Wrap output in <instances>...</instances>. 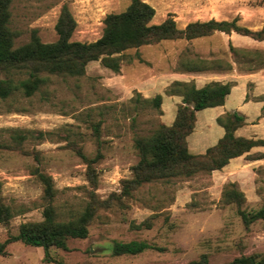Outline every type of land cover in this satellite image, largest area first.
<instances>
[{
  "label": "rangeland",
  "instance_id": "rangeland-1",
  "mask_svg": "<svg viewBox=\"0 0 264 264\" xmlns=\"http://www.w3.org/2000/svg\"><path fill=\"white\" fill-rule=\"evenodd\" d=\"M154 8L152 24H160L171 16L178 28L191 22L231 21L252 31L264 28V0H143ZM130 0H11L9 28L15 33L14 46L26 44L35 32L42 43L57 40L55 24L64 6L76 27L71 41L91 43L100 38L103 20L109 14L123 12ZM264 51L259 42L235 33H214L192 41H161L141 46L126 53L140 54L141 62L124 64L115 74L100 61L87 64L78 78H54L48 99L43 88L32 99L16 100L12 106L0 102V184L3 203L12 212L7 224L0 223V242L18 233L19 226L42 220V185L35 171L49 175L57 191V219L70 220L80 211L91 190L86 165L77 156L81 148L88 158L97 153L91 122L101 119L99 141L101 158L93 165L97 173L95 193L101 200L120 194L124 180L132 177L131 168L138 161L129 120L121 108L139 92L145 98L163 97L161 122L170 125L181 103L177 96L165 95L175 80L193 81L201 87L210 81H234L238 85L227 98L225 108H208L197 112L195 128L187 137L191 154H203L223 136L216 117L237 110L247 116V127L236 133L246 138L264 139V121L260 122V103L254 100L255 84L244 80L234 69L225 74L172 71L185 49L202 57L231 59L228 46ZM264 73L262 70L254 74ZM244 80V81H243ZM264 93V80L258 82L256 94ZM111 106V107H110ZM259 106V107H258ZM22 107V112L15 110ZM103 113L86 116L89 109ZM257 117V118H256ZM145 118L139 119L146 128ZM38 130L52 133L45 140L32 142L26 152L10 150L5 143L15 130ZM254 150L264 152V147ZM235 183L245 196L241 206L246 212L258 211L264 205V159L250 163L244 156L232 159L227 166L190 178H174L144 185L124 206L117 203L100 209L88 227L85 239H70L68 250L49 249L51 261L44 259L42 248L20 242L8 244L0 264H187L206 255L208 264H225L240 256L264 255V220L245 227L237 214V206L221 202L224 187ZM143 241L154 249L138 255L114 256L115 242Z\"/></svg>",
  "mask_w": 264,
  "mask_h": 264
},
{
  "label": "trees",
  "instance_id": "trees-1",
  "mask_svg": "<svg viewBox=\"0 0 264 264\" xmlns=\"http://www.w3.org/2000/svg\"><path fill=\"white\" fill-rule=\"evenodd\" d=\"M10 3L11 0H0V102L8 103L9 106L18 98L32 99L42 88L43 99H48V87L52 79H78L85 74L87 64L93 61H100L104 68L119 74L124 64H131L134 59L142 61L138 52L135 55L126 53L141 46L161 41H192L214 33H235L255 41H264V28L258 31L249 30L238 25L237 18L231 21L211 19L191 22L183 29L177 27L171 16L160 24H152L154 8L143 0H130L123 12L109 14L104 18L102 34L94 42L71 41L76 23L64 6L55 24V42L42 43L36 33L32 32L26 44L15 47V33L9 28ZM228 53L230 60L202 57L185 49L172 71L179 74H225L235 67L241 74H251L264 68V51L237 48L229 44ZM234 86V81H210L201 87H197L193 81H173L166 88L165 95L180 97L181 103L178 104L170 125L159 120L163 116L161 94L145 98L135 91L133 97L122 106L121 112L129 120L138 161L131 168L132 177L122 182L120 194H112L104 200L95 193L97 173L93 166L101 158L99 130L102 121L100 119L96 123L91 122L92 134L98 145L96 156L88 158L81 148L73 147L86 165V177L91 185L84 207L70 220L57 219L54 205L57 191L53 180L49 175L36 170L35 175L43 189L42 220L21 224L17 235L0 242V256L5 255L8 244L20 242L25 246L42 248L44 259L53 262L49 256L50 248L67 251V242L70 239L87 238L88 227L97 211L110 208L114 203L124 206V199L131 198L144 185L218 171L232 159L242 156L249 162L263 160L264 152L251 153V150L264 147V139L236 135V131L247 124L245 115L238 111L225 112L216 117L217 125L223 129V136L216 144L207 148L203 154L194 155L189 152L187 137L195 128L197 112L223 106ZM254 100L263 102L260 118H264V94ZM15 110L22 112L24 109L15 107ZM95 112L98 116L103 114L95 108L89 109L86 116ZM141 117L145 118L146 128H140ZM51 134L38 130H15L4 146L10 150L26 152L25 147L28 144L45 140ZM221 202L237 206V214L245 227L257 220H264V205L254 212L241 209L245 196L235 183H228L224 187ZM11 217L10 208L3 203L0 184V223L7 224ZM148 249L154 247L143 241L115 242L111 252L114 256L138 255ZM187 264H208V259L206 255H202L198 260ZM225 264H264V255L240 256Z\"/></svg>",
  "mask_w": 264,
  "mask_h": 264
},
{
  "label": "crops",
  "instance_id": "crops-1",
  "mask_svg": "<svg viewBox=\"0 0 264 264\" xmlns=\"http://www.w3.org/2000/svg\"><path fill=\"white\" fill-rule=\"evenodd\" d=\"M179 74V73H178ZM242 77L243 78H245L244 80H246V81H250V82H252V83H254L255 84V87H254V90H253V92H252V97H253V99H255L256 97H258V96H260V95H262V94H264V93H262V94H256V90H257V87H258V82L259 81H263L264 80V73H261V74H254V73H251V74H246V75H242ZM243 80V81H244ZM176 81V80H175ZM178 81H180V80H178ZM183 82H188V81H183ZM227 82H229V81H227ZM241 84V86L242 87H244V82H242V81H240V83L238 84V85H240ZM238 85H236V86H234L233 88H232V90H231V93H232V91L236 88V87H238ZM231 93H230V95L229 96H231ZM228 96V97H229ZM246 96H247V94L245 93V95H244V98H243V104L244 103H252V102H254V103H260V114H261V108H262V106H263V102H257V101H255V100H246ZM227 97V98H228ZM226 101H227V99H226ZM226 101H225V104H226ZM225 104L223 105V108H225L224 106H225ZM258 106V107H259ZM220 107H222V106H220ZM216 108V107H215ZM232 111H237V110H231V111H225V112H232ZM225 112H223V113H225ZM239 112V111H238ZM222 113V114H223ZM241 113V112H240ZM241 114H243V113H241ZM260 114L257 116V117H259L260 116ZM221 115V114H220ZM244 115V114H243ZM218 117V116H217ZM245 117H246V120H247V116L245 115ZM256 117V118H257ZM259 121L260 122H263L264 121V118H260L259 119ZM246 123L248 124V122L246 121ZM244 127H247V125H245ZM244 127H242V128H244ZM242 128H240V129H242ZM240 129H238V130H240ZM238 130L236 131V133L238 132ZM242 137H244V136H242ZM255 139H257V138H255ZM255 149V148H254ZM254 149H252L251 150V153H253V152H257V151H259V150H254ZM260 152H263V151H260ZM259 161H261V160H259ZM256 162H258V161H253V162H250V163H256Z\"/></svg>",
  "mask_w": 264,
  "mask_h": 264
}]
</instances>
